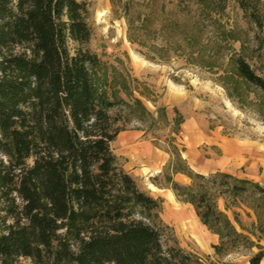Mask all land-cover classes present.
<instances>
[{
	"label": "trees",
	"instance_id": "16d2710c",
	"mask_svg": "<svg viewBox=\"0 0 264 264\" xmlns=\"http://www.w3.org/2000/svg\"><path fill=\"white\" fill-rule=\"evenodd\" d=\"M198 1L219 13L225 8L224 0ZM237 1L262 28L261 0ZM88 19L85 1L0 0V264H19L20 257L32 264H205L165 245L162 200L139 187L111 148L129 123L155 115L125 81L119 88L127 98L120 95L118 78L87 47ZM129 38L145 44L131 31ZM230 64L220 75L228 96L241 106L256 98L264 112V76L242 54ZM173 111L178 131L184 118ZM156 112L166 117L167 107ZM171 144L169 185L218 234L216 251L246 239L215 196L250 187L264 194V187L226 172H194ZM177 172L191 185L175 181ZM263 257L260 247L250 264Z\"/></svg>",
	"mask_w": 264,
	"mask_h": 264
},
{
	"label": "rangeland",
	"instance_id": "374dc122",
	"mask_svg": "<svg viewBox=\"0 0 264 264\" xmlns=\"http://www.w3.org/2000/svg\"><path fill=\"white\" fill-rule=\"evenodd\" d=\"M80 1L88 5L93 30L87 47L118 78L120 95L127 98L119 88V81H125L155 115V120L129 123L111 148L139 187L162 200L165 245L176 244L205 264H250L264 247V194L251 187L237 196L216 194L218 207L247 237L219 253L214 248L220 244L218 234L200 221L192 204L177 199L167 175L174 143L194 172H226L264 187V112L256 98L244 106L231 99L220 78L231 68V56L238 54L264 76V25L257 27L237 0H224L220 13L198 0ZM260 8L264 14V0ZM129 31L145 44L131 41ZM255 90L252 87L251 97ZM160 106L167 107L166 117L156 112ZM173 107L184 118L178 131L173 130ZM173 178L183 185L192 183L182 172ZM18 263L32 264L26 257Z\"/></svg>",
	"mask_w": 264,
	"mask_h": 264
}]
</instances>
